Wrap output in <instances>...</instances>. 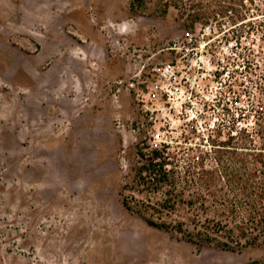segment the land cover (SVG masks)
Wrapping results in <instances>:
<instances>
[{"label":"rangeland","instance_id":"obj_1","mask_svg":"<svg viewBox=\"0 0 264 264\" xmlns=\"http://www.w3.org/2000/svg\"><path fill=\"white\" fill-rule=\"evenodd\" d=\"M132 1L0 0V264H264L135 203L154 149L264 163V0ZM166 62L188 81L146 108Z\"/></svg>","mask_w":264,"mask_h":264},{"label":"trees","instance_id":"obj_2","mask_svg":"<svg viewBox=\"0 0 264 264\" xmlns=\"http://www.w3.org/2000/svg\"><path fill=\"white\" fill-rule=\"evenodd\" d=\"M170 163L160 149H154L151 162L139 168L135 185L147 194V202L135 203L150 224L174 230L188 241L224 249L264 242L263 162L216 158L215 167L209 169L190 162L186 177L169 170ZM124 203L133 208L128 200Z\"/></svg>","mask_w":264,"mask_h":264},{"label":"built area","instance_id":"obj_3","mask_svg":"<svg viewBox=\"0 0 264 264\" xmlns=\"http://www.w3.org/2000/svg\"><path fill=\"white\" fill-rule=\"evenodd\" d=\"M185 39L188 43H194L197 40L195 34L190 31L186 32ZM188 78V75L185 76L180 72L177 64L173 62L164 63L159 69L155 86L147 92V98L142 99L144 102L143 105L148 108L149 101L153 102L160 99L169 101L172 95L175 94L182 85L186 84ZM153 141L155 142V147H159L160 133L154 134Z\"/></svg>","mask_w":264,"mask_h":264}]
</instances>
